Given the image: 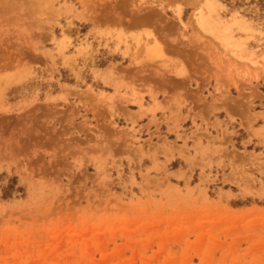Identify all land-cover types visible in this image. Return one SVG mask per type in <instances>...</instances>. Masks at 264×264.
<instances>
[{"label":"rangeland","instance_id":"374dc122","mask_svg":"<svg viewBox=\"0 0 264 264\" xmlns=\"http://www.w3.org/2000/svg\"><path fill=\"white\" fill-rule=\"evenodd\" d=\"M0 264H264V0H0Z\"/></svg>","mask_w":264,"mask_h":264},{"label":"bare ground","instance_id":"6f19581e","mask_svg":"<svg viewBox=\"0 0 264 264\" xmlns=\"http://www.w3.org/2000/svg\"><path fill=\"white\" fill-rule=\"evenodd\" d=\"M203 18H204V17H203ZM204 19H206V18H204ZM204 19H203V20H204ZM199 20H200V19H199ZM217 20H218V19H217ZM208 21H209V20H208ZM208 21H207V22H208ZM211 21H212V20H211ZM205 22H206V21H205ZM205 22L203 21L202 23H205ZM207 22H206V23H207ZM197 23H198V22H197ZM199 24H200V21H199ZM203 25H204V24H203ZM205 26H206V25H205ZM205 26H204V27H205ZM204 29H205V28H204Z\"/></svg>","mask_w":264,"mask_h":264}]
</instances>
